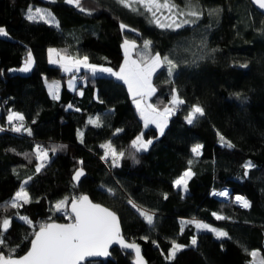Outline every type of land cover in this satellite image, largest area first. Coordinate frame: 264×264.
<instances>
[{
  "label": "trees",
  "instance_id": "obj_1",
  "mask_svg": "<svg viewBox=\"0 0 264 264\" xmlns=\"http://www.w3.org/2000/svg\"><path fill=\"white\" fill-rule=\"evenodd\" d=\"M174 2L183 8L186 0ZM82 3L91 14L65 0H0V26L10 33L0 36V112L3 119L10 111L21 113L32 133L0 131V219L11 220L7 244L19 245L15 255L24 253L40 224L69 220L55 210L56 203L89 193L121 217V207L129 201L154 214V226L142 216L124 224L125 235L141 244L149 264H256L250 255L256 249L264 264V13L251 0H198L203 15L195 24L173 30L158 27L143 9L132 11L117 0ZM37 4L54 12L59 27L26 18L27 9ZM211 10L218 14L210 16ZM121 24L128 27L122 30ZM126 38L137 41L136 54L151 41L152 54L177 64L171 77L166 66L153 77L156 92L150 100L158 108L169 104L174 90L185 101L169 117L163 135L154 125L144 128L122 81L108 74L92 77L83 70L86 78L73 90L67 83L72 73L49 62L48 48L55 46L60 53L87 55L93 63L118 69ZM29 51L34 57L32 70L12 71L24 64ZM46 78L61 79L59 99L50 95ZM197 104L205 115L190 125L184 117ZM97 116L102 127L88 123ZM142 132L153 143L133 159L131 141ZM221 136L234 147L222 146ZM108 141L125 151L118 167L101 158L100 145ZM38 143L48 149L66 146L55 154L49 151V161L39 173L35 169L41 161L34 151ZM197 143L203 149L195 157L190 150ZM55 157L60 163L52 164ZM248 161L255 167L244 169ZM80 166L86 175L75 183L73 173ZM189 167L194 175L184 193L173 187V181ZM29 177L26 190L31 202L19 209L6 207ZM224 188L229 189V198L212 195ZM250 190L253 194L248 195ZM236 194L247 196L251 207L234 202ZM213 213L226 219L217 220ZM20 216L28 217L34 227ZM192 220L214 224L230 239L219 240L194 224L182 223ZM173 240L186 247L166 260ZM112 253L114 258L85 264H133V253L119 247Z\"/></svg>",
  "mask_w": 264,
  "mask_h": 264
},
{
  "label": "snow or ice",
  "instance_id": "obj_2",
  "mask_svg": "<svg viewBox=\"0 0 264 264\" xmlns=\"http://www.w3.org/2000/svg\"><path fill=\"white\" fill-rule=\"evenodd\" d=\"M54 2V0H53ZM65 3L78 9L81 13L91 14L82 3V0H65ZM121 6L128 8L132 11L140 12L141 9L145 13L150 14L153 18V22L158 27L170 28L178 30L185 25L195 24L196 21L203 15L201 10H198V0H186L183 8L177 5L174 0H117ZM254 3L259 8L264 9V0H254ZM138 5V7H133ZM163 10H167L168 15L164 16ZM159 14V15H158ZM211 15H217V10H211L208 13ZM51 15L45 10L36 8L27 9L26 18L29 21L36 22L43 20L44 23H49L46 16ZM163 17L165 20H170L169 23L161 24L160 19ZM183 17V19H180ZM53 21L55 18L53 17ZM55 26L59 27L58 21L55 22ZM128 26L121 24L122 30ZM8 33L4 28L0 27V36H7ZM151 41H145L142 45V50L138 54V59H131V50L136 48V42L128 39L124 40V53L125 59L123 65L118 71H114L112 68L97 66L89 63L87 55L69 56L61 55L60 51L55 48H50L49 62L56 64L60 63L64 72L72 73L74 70L79 71L81 67L85 68L91 73L92 77H96L98 74H108L115 77L118 81H122L130 93L136 108L139 111L141 120L143 121L144 128H147L150 124L155 125L159 130L160 135H163L164 129L167 126L169 117L179 108L184 105L185 101L179 96L177 92H173L170 98L169 104L163 109H159L154 103H147L146 98H150L156 92V88L153 86L152 79L156 72L166 66V71L169 77L173 75V70L177 67V64L169 59L167 56L161 57L159 53H151ZM214 51V50H213ZM59 57V60L55 59ZM34 60L32 54L29 51L27 58L24 61L23 67L18 69L20 72L31 71ZM241 67H247V65H241ZM12 71H17L13 69ZM49 93L53 99H59L57 94L58 83L52 82L49 84ZM69 88L74 89L72 80L69 81ZM80 95H83L81 92ZM69 108L72 105H68ZM80 111V109H76ZM205 111L200 105H193L185 115L184 119L188 124H193L199 117H203ZM24 116L18 112H11L7 121L12 124L13 121L23 122ZM88 123L95 127H102L101 118L99 116L95 118H89ZM0 128V131H3ZM15 132L27 131L28 135H31V129H25L23 123L15 125L11 129ZM122 131V130H117ZM81 139L83 138V132L79 133ZM222 146L232 148L234 145L230 141H226L223 136L220 137ZM153 141L151 139H144L143 132L140 133L131 141V149L134 152L130 153L133 159H135V153L148 151ZM66 146H53L51 149L44 148L41 145L35 146L36 158L41 163L36 167L35 171L39 173L43 167H45V161L49 160V151L55 154L58 151H62ZM104 149L103 156L101 157L106 162H109L113 167L119 166V161L125 157V151L117 150L111 141H108L102 145ZM202 144H194L191 147V153L193 156L198 157L202 155ZM83 163L82 161L80 162ZM192 161H189V165ZM255 167L251 161L246 162L243 165L244 169H251ZM247 175V171L244 173ZM84 175L83 169H78L73 180L79 182L80 177ZM194 175L191 167L183 172L179 178L173 181V187L176 189L187 192L188 182ZM31 180V177L25 179L19 190L15 192L14 198L9 202L6 207L19 209L23 204L31 202L30 193L26 190V186ZM111 191V189H109ZM212 195L229 198L230 194L227 191L213 192ZM167 199V194L164 196ZM234 202L238 203L243 208H250L251 203L245 197L236 195ZM131 204L132 202L129 201ZM55 210L63 212L67 218L72 221L71 223H55L45 222L38 226L33 232L30 239V249L26 254L17 257L15 255L19 245L10 247L5 239V233L8 232L11 226V220L7 217L0 219V264H84L87 258L107 257L110 255L109 248L113 245H119L123 250H131L134 253L135 264H146L144 257L141 253V247L136 242H128L121 233L120 224L116 214L107 208L93 203L88 196L80 195L71 199L70 208L71 212L67 211L69 207V201L67 198L59 201L55 204ZM132 207L136 209L140 216L151 227L154 226V214H151L145 210L140 209L137 205L132 204ZM217 220L226 219V217L213 213ZM19 219L24 221L30 227H34L33 222L26 216H20ZM182 223H191L195 225L197 230L211 232L215 235L216 239L223 240L225 238L230 239L227 231L223 229L212 227L209 224L202 223L200 221H184ZM183 231V228H181ZM144 239H147L146 237ZM197 243L196 237L191 238V245L195 246ZM186 246L176 243L174 240L171 242V248L166 260H172L175 258L176 252L183 250ZM4 249L7 251L5 252ZM247 252L248 250L245 249ZM252 257H256L255 251L251 252Z\"/></svg>",
  "mask_w": 264,
  "mask_h": 264
},
{
  "label": "rangeland",
  "instance_id": "obj_3",
  "mask_svg": "<svg viewBox=\"0 0 264 264\" xmlns=\"http://www.w3.org/2000/svg\"><path fill=\"white\" fill-rule=\"evenodd\" d=\"M133 7H138V5H133ZM30 8H33V10H35L36 8H40V9L45 10L47 13H50L51 15L45 17L46 19L49 20L50 23L55 24V22L58 21V19H57V17L55 16L54 12H53L48 6H46V5H41V4L31 5ZM163 13H164V16H167V15H168L167 10H163ZM158 15H159V14H158ZM53 17L55 18V21H53ZM180 19H183V17H181ZM160 22H161V24H166V23H169L170 20H165L163 17H161ZM0 27H2V28L5 29V31L8 33L7 36H10V33H9V31H8V29H7L6 26H0ZM126 39H128V40H130V41H133V40H134V41L136 42V45H137V41H136L135 39H132V38H126ZM123 44H124V41H123ZM123 50H124V47H123ZM135 50H136V48H134V49L131 50V59H138V58H139V57H138V54H139V52H140L141 50H140L137 54L135 53ZM31 54H32V53H31ZM155 54H156V53H155ZM159 54H160V53H159ZM61 55H69V56H73V55H71V54H66V53H62V52H61ZM160 56L163 57L161 54H160ZM78 57H82V56H78ZM32 58H33V60H34L33 55H32ZM124 59H125V53H124ZM89 63H90V64L97 65V66H102V67L112 68L114 71H118V70H119V68H118V69H115V68H113V67H111V66H109V65H105V64L93 63V62H91V61H89ZM123 63H124V61H123ZM123 63H122V65H123ZM122 65H121V66H122ZM33 66H34V63H33V65H32V68H33ZM121 66H120V67H121ZM22 67H23V65H21V66H17V67H14L13 69H16V70L18 71V69H20V68H22ZM32 68H31V70H32ZM83 70H86V69L83 68V67H81V68L79 69L78 72L74 70V71L72 72V74L69 73V74H71V75L67 78V83H68V85H69V81L72 80L73 85H74V89L77 88V87H78V84H79L81 81H80L79 79L76 78V74H77V73H81V71H83ZM63 71H64V70H63ZM19 72H20V71H19ZM29 72H30V71H29ZM22 73H28V72H22ZM105 74H106V73H105ZM45 81H46L47 86H49V84H51L52 82H57V83H58L57 94L59 95V93H60V89H61V85H62V83H61V82H62L61 79H59V78H51V79L46 78ZM152 83H153V79H152ZM153 86L155 87L154 83H153ZM48 89H49V87H48ZM175 92H177V91H175ZM146 102H147V103H152L151 100H150V98H146ZM164 107H165V106H164ZM164 107L159 108V109H163ZM11 112H17V111H10V112L8 113V115H9ZM18 113H19V112H18ZM51 162H52V164H58V163H60L59 157H55L54 159H51ZM178 178H179V177H178ZM227 190H228V188H224V189L219 190V191H227ZM219 191H218V192H219ZM227 192H228V191H227ZM184 193H185V192H184ZM251 194H253L252 190H250V191L248 192V195H251ZM244 196H245V195H244ZM245 198H246L247 200H249L247 196H245ZM121 213H122L123 224H127L128 222H130V221H132V220H135V219H139V218L141 217V216L139 215V213L136 211V209L133 208L132 205H131L130 203H126L124 206L121 207ZM205 223H206V224H209V225L212 226V227H216L214 224H211V223H208V222H205ZM216 228H217V227H216ZM254 251L257 253V255H256V257H255V262H256V264H262V260H261L260 254H259V250L256 249V250H254Z\"/></svg>",
  "mask_w": 264,
  "mask_h": 264
},
{
  "label": "water",
  "instance_id": "obj_4",
  "mask_svg": "<svg viewBox=\"0 0 264 264\" xmlns=\"http://www.w3.org/2000/svg\"><path fill=\"white\" fill-rule=\"evenodd\" d=\"M251 2H252V4L255 6V8H257L259 11H261L262 13H264V9L259 8V6H258L257 4L254 3V0H251ZM81 168L83 169L84 175H82V176L80 177L79 182H80V181L82 180V178L86 175V170H85L83 167L80 166V167H78V168L74 171V173H73V176H74L75 172H76L78 169H81ZM74 182H75V183H79V182H76V181H74ZM82 195H86V196H88L89 199H90L93 203H95V204H99L100 206H102V207H104V208H107L108 210L114 212V213L116 214V216L118 217L119 224H120V229H121V233H122V235L124 236V238H125L128 242H133V241L136 242V243L139 244L140 247H141V244H140L137 240L130 239V238H128V237L125 235V233H124V224H123V221H122V217H121V215L119 214L118 211H116L115 209H113L112 207L106 205V204L103 203V202H100V201H96V200H94V199L90 196L89 193H83ZM223 198H225V197H223ZM70 203H71V201L69 202V207H68V211H69V213L71 212ZM49 222H55V223H62V224H63V223H71L72 221H70V220H67V221L51 220V221H49ZM113 247H119V245L113 244V245L109 248V252H110V255H109V256H107V257H98V258H87V259L85 260L84 264H85L86 261H88V260L114 258V255H113V253H112V248H113ZM119 248H120V247H119ZM29 249H30V246H29V248H28L24 253H22V254H20V255H16V256L19 257V256H22V255L26 254V252H27ZM125 251H129V252H131V250H125ZM131 253H133V252H131ZM141 253H142L143 257H144V260L146 261V264H149V262H148V260H147V258H146V256H145V254H144V252H143V250H142V247H141ZM131 261H132L133 264H135L134 253H133V257H132V260H131Z\"/></svg>",
  "mask_w": 264,
  "mask_h": 264
},
{
  "label": "built area",
  "instance_id": "obj_5",
  "mask_svg": "<svg viewBox=\"0 0 264 264\" xmlns=\"http://www.w3.org/2000/svg\"><path fill=\"white\" fill-rule=\"evenodd\" d=\"M76 78L77 79H79V80H83V79H85L86 78V75H85V73H77L76 74ZM7 101H5V103H6ZM180 109V106H179V108L177 109V110H179ZM20 123H23V125H24V128L26 129V127H25V124H24V121L23 122H21V121H13L12 122V124H9L8 123V121H7V118H5V119H3V117H2V114H1V112H0V128H3V129H6V130H10V131H12L11 129H12V127L13 126H15V125H18V124H20ZM12 132H15V131H12ZM25 132V130H22L21 132H16V133H24ZM38 145H41V146H43L41 143H38ZM49 160H47L46 162H48ZM219 190H215L214 192H218ZM227 191H229V189L227 190ZM236 195H241V196H243V197H245L243 194H236ZM235 195V196H236ZM249 201V200H248Z\"/></svg>",
  "mask_w": 264,
  "mask_h": 264
},
{
  "label": "crops",
  "instance_id": "obj_6",
  "mask_svg": "<svg viewBox=\"0 0 264 264\" xmlns=\"http://www.w3.org/2000/svg\"><path fill=\"white\" fill-rule=\"evenodd\" d=\"M50 48H55V49H57L55 46H50L49 48H48V50L50 49ZM58 50V49H57ZM48 56H49V52H48ZM55 59H57V60H59V57H55ZM53 64V63H52ZM55 65H60V63H56ZM135 104V103H134ZM150 125H152V124H150ZM155 126V125H154Z\"/></svg>",
  "mask_w": 264,
  "mask_h": 264
},
{
  "label": "bare ground",
  "instance_id": "obj_7",
  "mask_svg": "<svg viewBox=\"0 0 264 264\" xmlns=\"http://www.w3.org/2000/svg\"><path fill=\"white\" fill-rule=\"evenodd\" d=\"M219 192H222V191H219Z\"/></svg>",
  "mask_w": 264,
  "mask_h": 264
}]
</instances>
